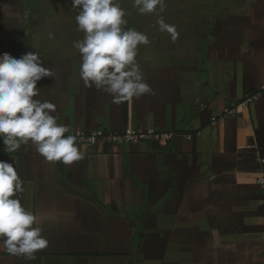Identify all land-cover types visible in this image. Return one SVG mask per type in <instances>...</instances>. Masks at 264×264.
<instances>
[{"label": "crops", "instance_id": "obj_1", "mask_svg": "<svg viewBox=\"0 0 264 264\" xmlns=\"http://www.w3.org/2000/svg\"><path fill=\"white\" fill-rule=\"evenodd\" d=\"M5 32L0 28V53L29 52ZM183 54L162 51L141 70L152 94L120 103L81 77L55 76L59 68L37 82L36 99L53 103L57 123L70 130L140 128L172 137L165 146L77 143L84 158L70 166L46 162L30 143L0 155L24 181L20 202L49 241L31 260L0 249V264H132L138 249L125 226L130 219L140 225L153 208L165 210L171 262L173 243L180 240L182 249L193 239L209 245L194 252L199 264H264L262 196L253 182L264 172V93L244 100L264 77H201Z\"/></svg>", "mask_w": 264, "mask_h": 264}, {"label": "rangeland", "instance_id": "obj_2", "mask_svg": "<svg viewBox=\"0 0 264 264\" xmlns=\"http://www.w3.org/2000/svg\"><path fill=\"white\" fill-rule=\"evenodd\" d=\"M118 3L126 13L124 30L135 29L150 42L138 46L136 61L140 70L160 58L162 51L175 48L183 50L187 64H198L201 77H264V0H164L162 12L149 14L139 13L134 0ZM78 12V8L71 7V0H0V28L7 30V38L23 40L24 48L40 53L46 68L54 67V72L59 68L55 76L80 77L81 59L73 47L74 42L84 38L76 23ZM161 17L166 24L175 26L179 35L174 42L167 31L160 30L157 21ZM256 86L258 90L253 94L264 93V81ZM156 211L159 218L152 217ZM145 212L140 225L130 219L125 226L138 249L137 261L132 259V264L200 263L201 258L194 252L197 247L206 249L207 242L200 247L192 239L182 244V249L180 240L173 243L171 262L164 208ZM130 235L127 238L131 242ZM182 250L186 252L183 256ZM77 261L73 258L60 263Z\"/></svg>", "mask_w": 264, "mask_h": 264}, {"label": "clouds", "instance_id": "obj_3", "mask_svg": "<svg viewBox=\"0 0 264 264\" xmlns=\"http://www.w3.org/2000/svg\"><path fill=\"white\" fill-rule=\"evenodd\" d=\"M71 7L79 9L76 23L84 33L83 40L74 42L73 47L80 55L79 74L85 87L110 95L114 103L152 94L136 61L138 46L150 42L135 29L124 30L126 13L118 0H71ZM134 7L141 14L162 12L164 0H134ZM157 23L173 42L178 38L174 25L166 24L162 17ZM53 76L35 51L19 58L0 53V142L6 153L30 143L46 162L70 166L84 158L76 136L65 135L71 130L57 123L53 103L36 99L37 82ZM253 176L254 183H264V172ZM23 184L14 164L0 161V249L31 260L49 241L37 226L36 215L20 202ZM258 222L264 223V217Z\"/></svg>", "mask_w": 264, "mask_h": 264}, {"label": "built area", "instance_id": "obj_4", "mask_svg": "<svg viewBox=\"0 0 264 264\" xmlns=\"http://www.w3.org/2000/svg\"><path fill=\"white\" fill-rule=\"evenodd\" d=\"M258 94L260 95V93L253 94L245 101H252L256 99ZM212 120H214V118ZM69 134L76 136V144L84 143L90 145H93L98 141H105L111 144H123L129 142H139V141H144V142L153 141L160 146H165L171 140L172 137V134L170 132L145 130L140 128H127L123 130L93 129L89 131L71 130L69 133H66L65 135H69ZM187 137H190V135H187ZM24 145L27 144H22L21 147ZM16 152L17 151L12 153H6L2 142H0V155L9 156V155H13ZM263 162L264 160L261 159V163ZM258 184L262 196V206L264 211V183L258 182Z\"/></svg>", "mask_w": 264, "mask_h": 264}]
</instances>
